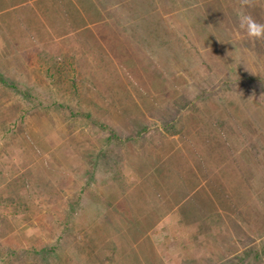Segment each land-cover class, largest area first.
Returning a JSON list of instances; mask_svg holds the SVG:
<instances>
[{
	"label": "rangeland",
	"instance_id": "1",
	"mask_svg": "<svg viewBox=\"0 0 264 264\" xmlns=\"http://www.w3.org/2000/svg\"><path fill=\"white\" fill-rule=\"evenodd\" d=\"M82 1L3 4L0 264H264V41L239 29V0L116 2L119 25ZM244 11L264 23V0ZM185 161L223 207L195 192L192 212L168 209Z\"/></svg>",
	"mask_w": 264,
	"mask_h": 264
},
{
	"label": "trees",
	"instance_id": "2",
	"mask_svg": "<svg viewBox=\"0 0 264 264\" xmlns=\"http://www.w3.org/2000/svg\"><path fill=\"white\" fill-rule=\"evenodd\" d=\"M4 1L6 0H0V17L3 18L5 17L4 15H6L8 12L7 10L9 9L7 6H4ZM80 3H82L83 1L82 0H78ZM104 1V3L107 5L108 7V11L107 9H105L106 12H109L107 13V16H109V19L111 18L116 24L119 25L118 21L115 19L114 16L117 17V19L121 22L123 20H126V15L124 14L123 10L121 9V7L119 6H124L125 8V5L126 4H123L124 2H127V0H102ZM9 3V1H7ZM84 2H87V0H84ZM94 2V1H93ZM119 3V6L117 5H114V3L116 4ZM92 1H90L89 5H92ZM94 5V4H93ZM123 8V7H122ZM8 11H11L10 9ZM104 12V11H103ZM104 15V13H103ZM106 15V13H105ZM114 15V16H113ZM9 26V25H8ZM132 34V32H131ZM49 76V75H48ZM51 76L53 77L54 74H51ZM56 77V76H54ZM3 81V80H2ZM71 81V80H70ZM5 83V82H4ZM73 85L74 82H72ZM71 84V86H73ZM184 91L185 93V89L184 90H180L179 94H178V98H181L183 99V101L185 100L184 96L182 95V92ZM55 108L56 109H65V107H67L69 109V112L71 113V115H73V109H71L69 107V105H65L63 103H60V104H56L55 102L53 103ZM52 105V104H51ZM37 105H34L33 107H31V109H34V107H36ZM49 108V107H48ZM87 115H89L91 117V113H86ZM76 115V114H74ZM148 126L147 125H142L141 127H139V129H137L136 131V134L133 135V134H129V135H126L125 137L122 136V137H118L116 132H114V134L112 135H108L109 139H112L115 137H118L117 139L119 140V142H126V141H135L137 139H140L141 137L144 136V134L147 133L148 131ZM188 152V151H187ZM164 154L161 153L160 155H157L156 156V159H154V161H157L159 160V157L163 156ZM189 158H190V154H188ZM173 157V156H172ZM171 157V158H172ZM198 158H200V160L203 159L202 155L198 156ZM189 161V160H188ZM186 161L184 162V165L183 167L181 168V170H179L178 167H175L173 166L172 168H168V170H172V174L174 175L175 178H179L178 182H177V189H176V192L172 193V196L171 198L173 199V201H168L169 204H167V207L168 209L170 210L172 207H178L179 209V212L186 210L190 208L191 212H192V208L190 206H187V203L188 201L186 202H183V206L181 201L184 199V197L187 195V197L191 196V194L193 193H197L199 194L202 202H200V205L202 206H205V204H208L206 206V208H213V205L211 203V200L214 201L217 206L219 207H223L221 201L219 200L220 199V195L219 193H224L223 191V186H219L217 183L214 184V182L212 180H208L205 182V184H202V182H199V177L198 176V171L194 170V167H191L190 165L188 164H185ZM157 171V170H156ZM220 170L217 171V173L219 172ZM159 172V171H157ZM206 174V173H205ZM204 174V175H205ZM226 178H229L227 177L228 175L225 174ZM207 176V175H206ZM163 177L162 176V173H158L156 177H152V178H146V182L143 183V186L146 190V188L148 187H151L152 190H157V186L155 185V179L157 178H161ZM152 180V181H151ZM158 180V179H157ZM159 182V180H158ZM222 185V184H221ZM135 188V187H134ZM138 188H136L135 190H137ZM138 192H140V190L138 189ZM179 192V193H178ZM126 196V199H127V206L129 208V210L131 211V215H134V219H135V226L136 227H141V225L143 226L142 228H146L147 226H149L147 223L148 220L152 219L153 217L156 216V214L153 213H150L148 212L147 214H144V209L143 207L142 208H139V206H137L136 204H134L135 202H133V199H131L130 197H133L135 196L133 191H129V193L127 192L125 194ZM220 196V197H219ZM210 197V200L207 199V198ZM191 198V197H189ZM163 200V199H162ZM206 202V203H205ZM208 202V203H207ZM204 203V204H202ZM166 206V205H164ZM186 206V207H185ZM189 207V208H188ZM202 208V207H201ZM203 209V208H202ZM153 210V209H152ZM158 210L159 212H163L162 210H160L159 208L156 209ZM201 213H203V210H200ZM214 211V210H212ZM65 226L68 225V221L64 223ZM144 224V225H143ZM55 248H56V245H53L51 247H41V249L37 250V249H33L32 251L34 253H41V254H48V253H52L53 251H55ZM92 250H95V246L92 244ZM0 250H1V246H0ZM239 259H242L243 260V256L241 257H238Z\"/></svg>",
	"mask_w": 264,
	"mask_h": 264
},
{
	"label": "clouds",
	"instance_id": "3",
	"mask_svg": "<svg viewBox=\"0 0 264 264\" xmlns=\"http://www.w3.org/2000/svg\"><path fill=\"white\" fill-rule=\"evenodd\" d=\"M241 11L238 14L239 29L252 41H264V23L258 22L253 15L244 11L255 7V0H239Z\"/></svg>",
	"mask_w": 264,
	"mask_h": 264
}]
</instances>
